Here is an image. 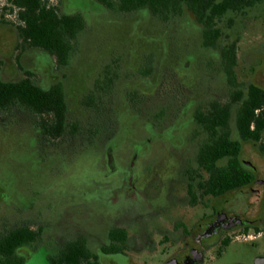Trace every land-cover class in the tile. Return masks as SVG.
<instances>
[{
	"label": "flooded vegetation",
	"instance_id": "af4514ba",
	"mask_svg": "<svg viewBox=\"0 0 264 264\" xmlns=\"http://www.w3.org/2000/svg\"><path fill=\"white\" fill-rule=\"evenodd\" d=\"M40 1L46 8H52L59 17L79 15L82 19V28L69 40L70 48L66 62L57 63L55 57L47 50L36 46L32 38L22 35V29L28 25L22 17L23 8L16 5V0H0V28L13 36L12 51L6 55L0 54V78L4 82L29 78L45 90L60 84L66 103L64 131L57 136L44 134L39 125L40 118L18 103L0 109V112L16 107L19 113L29 112L34 115L36 137H42L47 142L58 140L66 133L77 138L79 128L75 123L68 121L66 94L55 68L59 70L68 67L74 46L77 44V34L87 25L86 16L80 11H73L66 5L65 0ZM93 1L101 6L100 11H116L100 0ZM148 49L153 51L154 48ZM39 61H45L48 69H40L37 64ZM144 64L138 68L142 77L151 73L145 70ZM98 67L99 63L95 69ZM189 67L191 69V66H183L185 75L189 73ZM78 69L79 67L71 71V78L72 73L79 71ZM8 71L12 73L9 74ZM37 73L45 80L44 85L34 82L33 78ZM114 76L118 75L111 66H102L100 72L92 76L90 82L93 87L82 97L79 104L84 108L94 109L96 93H108ZM149 85L151 86L152 82H149ZM232 88L231 93L237 89L236 86ZM188 92L190 93V90ZM228 101L212 100L200 107L192 95L180 106L175 117L165 118L166 109L163 112L162 108L159 109L152 117L146 119L142 132L137 135L124 133L120 125L118 131L107 138V134L99 132L98 123L94 124V134L88 137L94 142L93 147H97V142L107 138L102 155L103 165L92 169L88 173V181L75 186L73 197L67 199L88 205L91 211L90 223L83 230L78 226L68 235L60 237V244L48 254L47 263L71 264L64 256L61 263H55L54 259L61 253L74 250L78 254L77 264H145L137 262L135 255L143 251L152 252L159 246L171 250L170 258L165 264H212L229 252L235 251L236 245L244 244L255 252L249 262L236 256L230 264H264V247L260 249V242L264 241V177H258L254 165L242 158V148L245 144L264 156L259 150V144L263 145L264 130L261 132L260 143L242 139L235 117L239 102L230 105L227 124L218 123V134L209 133L206 126L211 123L209 119H199L197 116L200 112L207 114L212 105H224ZM3 119H0V124ZM250 125L251 130L256 129L253 122ZM105 129H108L107 125ZM225 138L239 144V152L236 155L237 169L250 171L253 177L242 185L216 193L213 189L209 190L210 170L200 162L201 154L208 151L201 148L214 139L223 142ZM229 158L223 152L215 163L225 167ZM3 189L7 187L4 186ZM219 189H224L223 184H220ZM252 194L261 197L256 212L247 201V197ZM4 200L6 199L0 197V205L5 204L2 202ZM8 201H12V198ZM10 205L13 207V204ZM23 205L26 207V203L20 204ZM194 211H197L196 214ZM96 215L99 217L97 222H94ZM6 216L8 214H0V264H28L35 249L48 246L45 240L50 237L52 221L44 215L46 219L41 217V221L45 220L46 225H34L33 221L12 220ZM159 220L168 222L169 228L151 230L150 223L155 224ZM17 230L24 233L25 240L8 246L1 244L4 237ZM154 232L160 233L157 240L153 237Z\"/></svg>",
	"mask_w": 264,
	"mask_h": 264
},
{
	"label": "rangeland",
	"instance_id": "374dc122",
	"mask_svg": "<svg viewBox=\"0 0 264 264\" xmlns=\"http://www.w3.org/2000/svg\"><path fill=\"white\" fill-rule=\"evenodd\" d=\"M65 1L73 11L84 13L87 23L77 34L68 67L55 68L66 94L68 121L79 128V136L73 138L66 133L47 142L36 137L34 115L19 113L16 107L0 112V119L4 118L0 124V197L7 200L2 201L6 205H0V214H8L7 219L33 221L34 225H46L45 220L41 221L45 216L52 221L50 237L45 240L48 246L35 249L28 264H48V254L60 244V237L78 226L83 230L89 225L88 205L67 199L73 197L75 186L88 181L92 169L103 165L106 139L120 125L124 133L137 135L146 119L159 109H166L165 118L175 117L192 95L197 106L204 107L212 100L228 101L233 86L241 90L248 83L264 87V0L242 12L228 13L219 24L222 35L212 47L203 46V27L187 10L164 20L146 7L128 13L108 9L103 12L93 0ZM232 42L236 43L234 65L223 57L224 47ZM12 47V34L0 28V54L10 53ZM148 48H154V52ZM97 63L99 67L95 69ZM142 63L146 71H151L143 77L138 72ZM37 64L40 69H48L45 61ZM107 64L118 76H114L108 93H96L94 109L84 108L79 101L92 89V76ZM183 66H191L186 75ZM78 67L71 78V71ZM33 79L45 84L39 73ZM96 123L107 138L93 147L88 137L94 134L92 127ZM242 158L254 165L258 177H264V156L258 150L245 144ZM4 186L7 189L3 192ZM260 198L254 194L247 197L255 212ZM25 203L27 208L20 206ZM150 224L151 230L169 228L163 220ZM159 235L154 232V239ZM260 246L264 247V241ZM170 252L158 246L152 252H140L134 259L145 264H165ZM253 253L248 246L238 244L235 251L212 264H230L236 256L249 262Z\"/></svg>",
	"mask_w": 264,
	"mask_h": 264
},
{
	"label": "trees",
	"instance_id": "16d2710c",
	"mask_svg": "<svg viewBox=\"0 0 264 264\" xmlns=\"http://www.w3.org/2000/svg\"><path fill=\"white\" fill-rule=\"evenodd\" d=\"M104 5L119 12H131L146 7L151 13L164 20L174 15H181L187 10L195 20L202 25L203 44L207 47L216 45L222 35L220 22L228 14L242 12L262 0H100ZM16 5L23 8L22 17L27 27L22 29L24 37L32 38L33 43L47 50L55 57L59 64L66 62L70 48V39L82 28V19L79 15H66L59 17L52 8H46L40 0H16ZM236 43L232 42L224 47L223 54L230 65L235 63ZM231 70H229L230 72ZM228 72V73H229ZM233 84H235L233 82ZM239 102L236 111L238 129L243 140L259 142L261 132L264 130V87L248 83L244 90L235 89L231 98L224 105L215 104L207 114L200 112L199 119H209L211 123L206 126L210 134H218V123L227 124L230 114V105ZM18 103L31 110L40 118L41 131L50 136L63 133L66 114V103L63 89L60 84L45 90L34 84L29 78L17 82H4L0 78V109ZM215 120V121H213ZM218 120V121H217ZM251 122L255 130H251ZM260 143V142H259ZM222 144L224 146H222ZM202 150L200 162L208 166L211 174L209 190L218 193L235 186L242 185L253 177V173L237 169L236 155L239 144H234L229 138L225 141L214 139ZM259 150L264 154V146L259 144ZM228 155L229 163L225 167L218 166L215 161L222 153ZM223 184L224 189H219ZM36 233L33 234V238ZM24 233L18 230L4 237L1 244L10 245L25 240ZM72 246V244H70ZM83 251V250H82ZM60 255V256H59ZM54 262L61 263L62 257L67 258L71 264L78 263V254L74 250L61 253Z\"/></svg>",
	"mask_w": 264,
	"mask_h": 264
}]
</instances>
